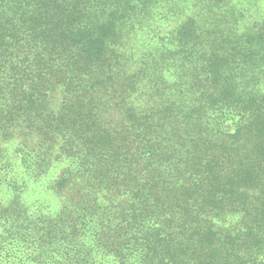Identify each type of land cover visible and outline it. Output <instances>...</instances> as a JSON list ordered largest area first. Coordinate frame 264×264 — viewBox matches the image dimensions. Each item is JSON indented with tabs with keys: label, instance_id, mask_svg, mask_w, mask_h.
<instances>
[{
	"label": "trees",
	"instance_id": "1",
	"mask_svg": "<svg viewBox=\"0 0 264 264\" xmlns=\"http://www.w3.org/2000/svg\"><path fill=\"white\" fill-rule=\"evenodd\" d=\"M0 264H264V0H0Z\"/></svg>",
	"mask_w": 264,
	"mask_h": 264
},
{
	"label": "rangeland",
	"instance_id": "2",
	"mask_svg": "<svg viewBox=\"0 0 264 264\" xmlns=\"http://www.w3.org/2000/svg\"><path fill=\"white\" fill-rule=\"evenodd\" d=\"M16 143V141H13L12 144L14 145Z\"/></svg>",
	"mask_w": 264,
	"mask_h": 264
}]
</instances>
